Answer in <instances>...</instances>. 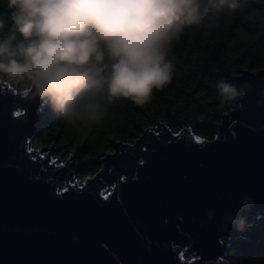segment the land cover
Masks as SVG:
<instances>
[{"label": "water", "instance_id": "1", "mask_svg": "<svg viewBox=\"0 0 264 264\" xmlns=\"http://www.w3.org/2000/svg\"><path fill=\"white\" fill-rule=\"evenodd\" d=\"M233 82L253 90L220 115L213 137L159 120L98 160H79L77 147L65 162L55 142L33 145L46 106L0 82V264L229 260L234 241L256 238L252 228L264 220V68ZM92 166L100 168L81 182ZM246 195L255 205L240 234L222 218L236 215Z\"/></svg>", "mask_w": 264, "mask_h": 264}, {"label": "clouds", "instance_id": "2", "mask_svg": "<svg viewBox=\"0 0 264 264\" xmlns=\"http://www.w3.org/2000/svg\"><path fill=\"white\" fill-rule=\"evenodd\" d=\"M252 0H0V82L40 101L68 127L91 132L118 101L148 104L176 75L170 58L186 30L217 27ZM264 8V0H254ZM221 105L253 88L219 79ZM259 105H264V92ZM255 201L244 196L223 226L246 233ZM215 209L207 212L212 219Z\"/></svg>", "mask_w": 264, "mask_h": 264}, {"label": "trees", "instance_id": "3", "mask_svg": "<svg viewBox=\"0 0 264 264\" xmlns=\"http://www.w3.org/2000/svg\"><path fill=\"white\" fill-rule=\"evenodd\" d=\"M170 58L176 75L169 85L154 93L148 104L118 101L105 123L87 133L68 127L45 107L46 122L33 145L55 142L67 152L79 147V157L93 161L111 151L114 141L132 142L145 127L159 120L167 121L174 129L191 125L198 134L213 137L220 115L236 107L220 104L215 82L221 78L233 82L234 76L244 70L264 68V8L252 0L235 15L225 16L217 27L186 30ZM97 171L90 169L82 177ZM252 229L256 238L234 241L229 260L221 264H264V220Z\"/></svg>", "mask_w": 264, "mask_h": 264}, {"label": "rangeland", "instance_id": "4", "mask_svg": "<svg viewBox=\"0 0 264 264\" xmlns=\"http://www.w3.org/2000/svg\"><path fill=\"white\" fill-rule=\"evenodd\" d=\"M41 147V146H40ZM50 147V145L49 146H42L41 148L42 149H45V148H49ZM55 148H57V152H55L54 153V156H57L56 158H59L62 162L64 161H67L68 160V158H69V153L70 152H67V151H65V150H63V148H61L60 147V145H58V144H56V147ZM78 149H79V147H78ZM48 151V150H47ZM80 150H79V155H80ZM79 160H81V161H83L84 159H82L81 157H79ZM85 160H89V159H85ZM94 168H98V170H99V168H100V166H92V168H90V169H94ZM89 169V170H90ZM89 170H86L85 172H87V171H89ZM92 175H94L93 173H92ZM92 175H85V176H83L82 177V174L80 175V181L82 182L83 180H84V177L86 178L87 176L88 177H90V176H92ZM79 178V177H78ZM192 256H195V254H193L192 252H189V254L188 255H186V258H191Z\"/></svg>", "mask_w": 264, "mask_h": 264}, {"label": "snow or ice", "instance_id": "5", "mask_svg": "<svg viewBox=\"0 0 264 264\" xmlns=\"http://www.w3.org/2000/svg\"><path fill=\"white\" fill-rule=\"evenodd\" d=\"M180 134L179 133H177V136H179ZM33 154H37V153H33ZM39 155V154H38ZM33 156H35V155H33Z\"/></svg>", "mask_w": 264, "mask_h": 264}]
</instances>
